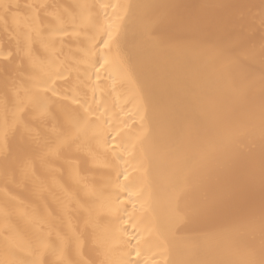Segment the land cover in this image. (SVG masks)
<instances>
[{"label": "bare ground", "instance_id": "bare-ground-1", "mask_svg": "<svg viewBox=\"0 0 264 264\" xmlns=\"http://www.w3.org/2000/svg\"><path fill=\"white\" fill-rule=\"evenodd\" d=\"M4 2L0 264L258 260L264 0Z\"/></svg>", "mask_w": 264, "mask_h": 264}, {"label": "snow or ice", "instance_id": "snow-or-ice-1", "mask_svg": "<svg viewBox=\"0 0 264 264\" xmlns=\"http://www.w3.org/2000/svg\"><path fill=\"white\" fill-rule=\"evenodd\" d=\"M17 6H11L9 4H6L4 0H0V9H2V13H0V23H3L5 25V28L7 29L8 26V20L7 16L9 13H11L12 20L14 24L19 23V17L18 14L15 12H12V8ZM29 7H35V6H29ZM46 7V6H41ZM262 23H264V20H262ZM109 39H111V33H109ZM261 55H264V48L261 49ZM239 59V57H237ZM86 121L85 118L82 116H79L72 120V126L79 130L81 127L85 125ZM10 131V126L7 121L4 122L3 125H0V139L6 140L8 133ZM185 135V128L181 126L177 129L176 136L177 141L180 142L183 140V137ZM203 209L197 208L192 210L190 213H182L179 210V201L176 202L175 208L172 209L169 215L167 228L170 234L174 237H181L188 229L189 227L194 223V221L202 215ZM243 227H246L248 230H255L256 228V222L254 219H249L245 224L242 225ZM259 227L261 231L262 239H264V213H262ZM244 254L246 259L239 260V261H221V260H214V259H189L184 261H178L176 264H264V244H262V247L260 249V258L257 260L255 259V248L252 246H249L244 250ZM105 256H108V252L105 253ZM101 264H133L131 260H119V261H112L110 259H105L101 262Z\"/></svg>", "mask_w": 264, "mask_h": 264}]
</instances>
